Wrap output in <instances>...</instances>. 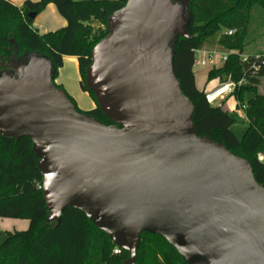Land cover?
I'll use <instances>...</instances> for the list:
<instances>
[{"label": "water", "instance_id": "water-1", "mask_svg": "<svg viewBox=\"0 0 264 264\" xmlns=\"http://www.w3.org/2000/svg\"><path fill=\"white\" fill-rule=\"evenodd\" d=\"M188 21L189 0H127L109 16L84 77L112 124L77 110L50 59L12 60L0 74V136L31 139L46 222L84 212L126 263L148 232L187 264H264V185L249 160L197 134L174 73Z\"/></svg>", "mask_w": 264, "mask_h": 264}, {"label": "trees", "instance_id": "trees-1", "mask_svg": "<svg viewBox=\"0 0 264 264\" xmlns=\"http://www.w3.org/2000/svg\"><path fill=\"white\" fill-rule=\"evenodd\" d=\"M126 1L25 0L17 6L11 0H0V74L9 68L12 60L21 61L35 54L50 59L52 79L57 87L64 89L55 80L63 66V57L75 56L80 86L96 102L84 77L92 62L91 52L107 35L109 16ZM49 3L56 6L66 25L40 34L33 27L34 18L29 13L38 14ZM254 18L256 24L251 27ZM186 29L188 37L177 36L172 45L173 64L183 93L194 104L197 134L209 136L233 154L249 160L255 179L264 185V162L259 159L264 153V93L260 91L264 64L253 72L249 70L251 63L243 62L239 56V53L264 54V0H189ZM228 30H233L232 34H226ZM251 31L255 34L252 37ZM217 33V45L236 53L229 55L223 66L209 70L207 80L218 77L221 83L244 81L233 92L238 106H245L248 121L241 139L232 130L234 119L230 113L221 104L209 103L206 92L199 90L195 82V50ZM76 108L105 124L113 123L97 102L89 111ZM38 161L29 137L16 140L0 136V218L30 221L25 230L7 232L0 245V264H130L126 263L130 254L123 249L115 254L116 245L84 212L68 207L60 223L46 222L48 209ZM134 264L187 263L164 238L143 232Z\"/></svg>", "mask_w": 264, "mask_h": 264}, {"label": "rangeland", "instance_id": "rangeland-1", "mask_svg": "<svg viewBox=\"0 0 264 264\" xmlns=\"http://www.w3.org/2000/svg\"><path fill=\"white\" fill-rule=\"evenodd\" d=\"M57 15H58L57 13L54 15V12L52 14L48 10L47 11L42 10L34 18L32 25L35 29L37 28L38 32H41V33L43 31L46 32L48 29L44 30L45 27H48V25H54V23H56L55 19H56ZM251 24H252L251 27H253L256 24L255 18L251 21ZM218 35H219V33L208 38L202 47L205 49L216 48ZM254 35H255L254 32L251 31L250 36L252 37ZM77 70H78L77 65H75V64L72 65L71 63H69L66 65V70H64V71H62V73H60V76L63 77L64 79L68 80V82L66 84L67 86L63 87L65 89V91L68 93V95L70 97H72V99L74 100L78 109L85 112V111L90 110V108L88 106V98H89L88 96H90V95L87 92L82 90V88L80 86V79L79 80L76 79L75 74L77 73ZM78 72H79V70H78ZM208 72H209L208 67H200L199 66V67H196L194 69V73H195V76L197 78V81L202 82V83L205 80ZM58 74H59V72H58ZM213 80H215V84L221 83V81L218 77L215 79H212V81ZM261 90H264V83L260 87V91ZM82 94H85V95H82ZM218 102H222V100H218ZM237 105H238V100L235 97H230L225 101V103L223 105V109L234 114L235 121H234L233 127L238 129V130H242L244 133L246 131L247 122L245 120V117H243L241 110L239 108H237ZM243 133L241 134L240 139L242 138ZM158 244H161L160 241Z\"/></svg>", "mask_w": 264, "mask_h": 264}, {"label": "crops", "instance_id": "crops-1", "mask_svg": "<svg viewBox=\"0 0 264 264\" xmlns=\"http://www.w3.org/2000/svg\"><path fill=\"white\" fill-rule=\"evenodd\" d=\"M11 1L15 5L21 6L25 0H11ZM33 1H37V0H33ZM44 10H46V11L48 10L52 14L54 12V15L57 13L59 16L57 15V17L55 19L56 20V23H54V25H48V27H45V29H44V30H46V29H48V30L46 32L43 31L42 33L39 32L40 34L47 33V32H49V30L50 31H55L57 29H60L62 27H65L66 20L59 14V12H58V10H57V8H56V6L54 4H52V3L47 4L46 7L44 8ZM69 63H71L72 65L75 64V65L78 66L77 57H75V56H69V57L68 56H64L63 57V66L59 70L58 77L55 80L57 84H60L63 87H66L67 86L66 84H67L68 80H66L63 77H61L60 76V73H62V71H64V70H66V65L69 64ZM75 77H76L77 80L80 79V74H79L78 70H77V73L75 74ZM195 82H196L197 88L199 90L205 91V92L211 90L214 86L217 85V84H215V80L208 81L207 80V76H206L205 80L203 81V83L202 82H198L197 81V78L195 76ZM261 91H263V93H264V90H261ZM82 95H85V94H82ZM88 97H89L88 98V106H89L90 109H92V108H94L96 106V102L90 96H88ZM230 97H235V96L233 94L227 95L226 98H224L222 100V102H219L218 104L224 105L225 101L228 98H230ZM237 108H239L241 110V112L243 114V117H245V120H246L247 126H248V121H247V118H246L245 110L242 107H239L238 105H237ZM229 113H230V115L234 119V114H232L231 112H229ZM234 121H235V119H234ZM233 125H234V123H233ZM233 125H232V130L235 133L236 137L238 139H240V136L243 133V131L234 128ZM246 129H247V127H246ZM244 133H243V135H244ZM259 159L264 162V153H261L259 155ZM29 222L30 221H28L26 219L0 218V245L5 240L6 234H7L8 231H11L12 232V231H15V230H25V229L28 228Z\"/></svg>", "mask_w": 264, "mask_h": 264}, {"label": "built area", "instance_id": "built-area-1", "mask_svg": "<svg viewBox=\"0 0 264 264\" xmlns=\"http://www.w3.org/2000/svg\"><path fill=\"white\" fill-rule=\"evenodd\" d=\"M233 30H228L226 34H232ZM236 53V51L225 50L220 48L218 45L214 49H205L203 47L195 50V61L194 69L196 67H208L209 70L213 68H219L227 61L229 55ZM243 62H250L249 70L256 72L259 70L260 65L264 64V54H241L239 53ZM244 82L228 81L225 83H220L214 86L211 90L206 92L207 101L211 104H218V100H223L227 95L233 94L235 89ZM244 109L245 106H242ZM42 187V186H38ZM115 254L121 252V248L116 246L113 250Z\"/></svg>", "mask_w": 264, "mask_h": 264}, {"label": "flooded vegetation", "instance_id": "flooded-vegetation-1", "mask_svg": "<svg viewBox=\"0 0 264 264\" xmlns=\"http://www.w3.org/2000/svg\"><path fill=\"white\" fill-rule=\"evenodd\" d=\"M6 70H9V71H11L12 73L14 72V70H13V69H9V68H8V69H6ZM6 70H5V71H6Z\"/></svg>", "mask_w": 264, "mask_h": 264}]
</instances>
